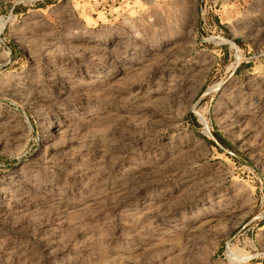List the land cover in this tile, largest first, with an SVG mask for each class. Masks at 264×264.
I'll list each match as a JSON object with an SVG mask.
<instances>
[{"label":"rangeland","instance_id":"rangeland-1","mask_svg":"<svg viewBox=\"0 0 264 264\" xmlns=\"http://www.w3.org/2000/svg\"><path fill=\"white\" fill-rule=\"evenodd\" d=\"M0 264H264V0H0Z\"/></svg>","mask_w":264,"mask_h":264}]
</instances>
